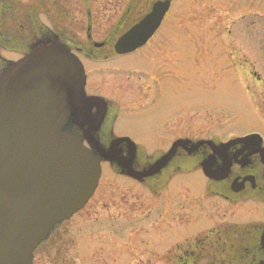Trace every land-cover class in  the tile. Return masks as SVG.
I'll use <instances>...</instances> for the list:
<instances>
[{
  "label": "flooded vegetation",
  "instance_id": "flooded-vegetation-1",
  "mask_svg": "<svg viewBox=\"0 0 264 264\" xmlns=\"http://www.w3.org/2000/svg\"><path fill=\"white\" fill-rule=\"evenodd\" d=\"M81 1L82 6L70 7L67 0H31L30 5H24L23 0H0V44H7V40H4V34L6 35L4 32H15L17 36L22 37L29 26V21L32 18L38 20L40 16L52 29L64 30L66 34L64 43L70 46L84 64L86 94L100 97V103L107 108L102 124V132L107 137L127 136L136 142L142 139L147 142L171 143L211 140L217 137L226 142L233 137L216 134L214 130L206 136H199L193 133L198 126L193 121L188 123L187 127L183 125L179 127V132L171 137H161L174 121L182 120L185 116H196L199 121V117H205L206 111L211 110L206 108L211 106L210 104L195 103L188 107L181 105L161 112L159 122L150 124L145 133L133 135L119 130L125 115H135L150 107L159 99L160 91L166 84V76L162 77L163 67L154 66L157 63H153V59H148L145 67L135 62L131 63L130 59L141 55V50L144 49H148L150 54L154 53V44L159 43L156 37L164 27L167 13L153 36L142 47L130 53L117 54L114 50L117 39L149 12L152 4L157 0H101V6L97 3L98 10L95 12L92 10L90 0ZM263 9L262 4L254 9L244 7L240 12H244L245 15L252 13L254 18L262 21ZM100 10L102 13L99 14ZM83 12L84 24L83 17L77 15ZM96 12L98 16L94 19L93 13ZM110 12L114 14L111 15ZM104 21L106 25L102 24ZM255 23L252 21L250 24ZM259 24L262 25V22ZM176 40L183 42L179 38L174 39ZM191 44L185 43L187 46L196 45L194 50L197 48V53L194 51L193 56H200V45ZM209 46L210 43H203V50L206 52ZM2 53L7 54L4 51ZM118 62L127 66H118ZM193 62L196 64L195 60ZM107 63L117 65L114 68L118 75L113 74L117 81L123 80L129 83L140 81L148 87L149 95L145 94L144 98L147 97V100L144 105L123 112L115 95L108 93V87L98 85L97 79L89 80L90 73L92 74L97 66ZM182 70V67L181 69L177 67L172 77L180 75L182 78H187V73L191 70L187 68V73L183 74ZM261 91L259 90V93L262 94ZM210 112L207 114L209 115ZM262 123L259 124V128L234 135L239 137L258 133L262 141L255 140L245 145L233 144L220 151L223 155H215V167L212 169L211 178L204 176L202 188L189 190L180 185L173 186V179L184 174L176 171L180 168L178 165L180 157L184 155L180 151L161 175L153 179H145L141 183L121 175L116 170L118 174L111 173L126 180V185L108 182L107 186L103 185L102 190V173L94 196L85 208L87 210L91 205L89 212L96 215L98 264H264V150L262 149L264 125ZM169 146L162 150H167ZM212 153L213 151L207 146H202L196 153L197 159L204 160ZM222 166L225 167L221 170ZM184 194L190 196L187 198ZM184 211L194 217L192 227H197L196 232L185 240L179 236L184 232L182 220ZM58 238L60 236L53 238L50 244L54 250L59 249V246H55ZM120 247L126 248V251L121 253ZM58 257L59 254H56L52 258V264H59Z\"/></svg>",
  "mask_w": 264,
  "mask_h": 264
},
{
  "label": "water",
  "instance_id": "water-1",
  "mask_svg": "<svg viewBox=\"0 0 264 264\" xmlns=\"http://www.w3.org/2000/svg\"><path fill=\"white\" fill-rule=\"evenodd\" d=\"M169 4L155 3L119 39L116 51L142 45ZM84 86L81 62L53 34L37 38L23 58L0 68V264H32L33 251L88 201L101 162L143 181L161 175L177 152L190 155L211 144L177 141L158 157L144 156L133 142L103 134V108ZM235 143L244 141L217 146L218 154ZM180 158L177 172L199 166ZM200 166L208 174L212 159Z\"/></svg>",
  "mask_w": 264,
  "mask_h": 264
},
{
  "label": "rangeland",
  "instance_id": "rangeland-1",
  "mask_svg": "<svg viewBox=\"0 0 264 264\" xmlns=\"http://www.w3.org/2000/svg\"><path fill=\"white\" fill-rule=\"evenodd\" d=\"M23 1L25 2L24 5L31 4V0ZM90 1L92 10L95 12L98 10L96 6L98 4L101 6V0ZM255 1L258 3L255 4ZM74 4H78V2L72 0L69 3L70 6H74ZM262 4H264L262 0H175L166 17L164 27L156 37L159 43L154 44V53L150 54L148 49H144L141 50V55L133 56L130 59L131 63L135 62L142 67L147 66L148 59H153L152 62L157 63L154 66L163 67L164 74L162 77L166 76V84L160 91L159 99L150 107L135 115H125L121 120L119 130L127 131L133 135L145 133L150 124L159 122L162 116L161 112L169 111L181 105L188 107L193 103L210 104L211 106L206 108L211 110L206 111L205 117H199V121L196 116H185L182 120L174 121L161 137H171L179 132V127L182 125L187 127L188 123L192 121L198 125L193 133L199 136H206L211 130L224 135L227 132L241 134L259 128V124L264 122V100L262 101L264 98V37L261 36L264 35V21L262 25L256 22L252 24L253 26H247L255 21V18L252 13L245 15L244 12H240V9L244 7L254 9ZM101 11H98L99 14L102 13ZM78 14L83 17L82 23L84 24L85 13ZM110 14L113 15L114 12H110ZM93 15L94 19L98 16L97 12ZM105 23V21L102 22V24ZM94 28L97 29L95 25ZM177 38L183 42L174 41ZM258 40L260 41L258 42ZM206 42L210 43V46L205 52L203 43ZM185 43L199 44L201 55L193 56L194 51L197 53V48L194 50L196 45L187 46ZM203 51L205 53L202 55ZM190 54L192 55L190 56ZM6 56L7 58H14L11 55ZM193 60L197 65L194 64ZM114 66L117 65L107 63L97 66L94 71L92 70L94 76L93 73H90L89 80L97 79L98 85L108 87V93L115 95L114 97L123 112L144 105L143 103L147 100V97L144 98V96L148 94V87L140 81L134 83L123 82V80L117 81L113 77V74L118 75ZM118 66L126 67L127 65L118 62ZM177 67L183 68L182 74L187 73V68L193 69L187 73V78H182L180 75L172 77ZM100 72L102 73L100 74ZM253 72L255 74L257 72V74L255 75ZM259 90H262L260 95L258 94ZM212 110L214 112H210ZM208 112H210L209 115ZM262 124L264 125V123ZM137 143L143 147H140V151L151 154L156 150L168 147L171 142H147L139 139ZM102 172V190L103 185L107 186L108 182L126 185L127 181L111 173L105 164L102 165ZM172 184L173 186L187 187L189 190L190 188H202L204 177L199 171L182 174L174 178ZM184 196L189 195L184 194ZM90 208L91 205L87 210L84 209L79 213L77 217H73L62 228V231H65V228L71 227V225L81 227L77 233L72 230L73 233H76L71 234L72 238L64 236V240H62L71 247L75 244V248L69 251L67 249L65 255L67 254V257L72 258L77 253V261L79 263L80 259L81 264L82 262L83 264H98L99 262L96 254L91 255V251L93 253V250L98 246L96 240H91L83 234V232L95 229V225L89 226L87 229L88 223H85L86 220L94 221L96 218V215L89 212ZM182 220L184 232L179 236L185 240L196 232L197 227H192L194 217L185 211ZM125 249L120 247V252L123 253L126 251ZM47 252L40 256L39 261L40 253H37L35 263L49 264Z\"/></svg>",
  "mask_w": 264,
  "mask_h": 264
}]
</instances>
